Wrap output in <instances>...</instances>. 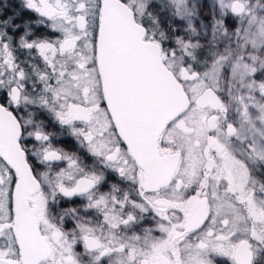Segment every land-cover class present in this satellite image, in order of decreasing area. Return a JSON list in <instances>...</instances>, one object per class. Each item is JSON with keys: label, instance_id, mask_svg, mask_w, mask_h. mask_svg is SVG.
Returning <instances> with one entry per match:
<instances>
[{"label": "snow or ice", "instance_id": "obj_1", "mask_svg": "<svg viewBox=\"0 0 264 264\" xmlns=\"http://www.w3.org/2000/svg\"><path fill=\"white\" fill-rule=\"evenodd\" d=\"M0 264H264V0H0Z\"/></svg>", "mask_w": 264, "mask_h": 264}]
</instances>
